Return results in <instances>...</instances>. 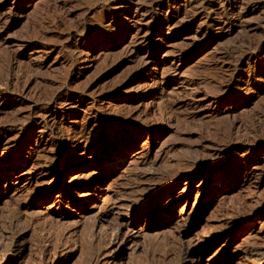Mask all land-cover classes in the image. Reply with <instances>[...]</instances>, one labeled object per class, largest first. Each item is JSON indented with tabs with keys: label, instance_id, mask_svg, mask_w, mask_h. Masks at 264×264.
Here are the masks:
<instances>
[{
	"label": "rangeland",
	"instance_id": "rangeland-1",
	"mask_svg": "<svg viewBox=\"0 0 264 264\" xmlns=\"http://www.w3.org/2000/svg\"><path fill=\"white\" fill-rule=\"evenodd\" d=\"M19 1L0 0V91L16 70L24 71L20 86L28 84L22 105L0 93L8 98L0 112V264H91L107 246L106 228L229 144L260 148L248 157L238 152L212 178L184 180L178 193L185 198L192 183L187 199L168 209L164 197L154 213L141 210L122 227L134 239L109 248L99 264H264V0H238L241 14L252 13L221 31L211 24L231 21L228 9L181 33L193 14L185 4L170 39L138 44L135 58L128 57L134 40L113 18L123 0ZM134 2L146 12L137 22L142 34L155 32L167 0ZM77 28L84 52L99 48L83 66L62 45ZM157 45L156 62L140 70V58ZM178 48L190 52L181 63ZM80 66L84 73L72 81ZM90 87L95 105L55 124L59 150L35 142L34 113L17 115L25 105L42 113L59 92ZM249 157L255 165L231 175Z\"/></svg>",
	"mask_w": 264,
	"mask_h": 264
},
{
	"label": "bare ground",
	"instance_id": "bare-ground-1",
	"mask_svg": "<svg viewBox=\"0 0 264 264\" xmlns=\"http://www.w3.org/2000/svg\"><path fill=\"white\" fill-rule=\"evenodd\" d=\"M30 1L31 0H28V2H30ZM237 2H238V0H167V7H166L167 9L165 11L163 19H161V21L159 23V26H158L159 28L155 32L148 33L149 31H147L146 34H142L143 33V27L141 25H137V22L143 21V18L146 19V12L143 10V8L141 6L134 4L135 3L134 0H123L121 2H118L119 7L117 6V8H116V6H115V9H117V10L115 11V9H114L113 18L116 17L115 21H118V23L122 24L121 27H124V29H126L125 32L128 34V36H131V40H134V41H132L134 43V46L132 48H129V50H128V57L129 58H132V57L135 58L139 54V51L137 50L138 44H141V46L144 47L145 45L151 44V42L153 40L165 41V40L170 39L169 33H170V31L173 30L174 21L177 18V16L182 14L180 9H181V7H185V4L189 8V10H193L192 11L193 14H191L192 18L190 19L188 25L185 26L180 31L181 33L190 32V26L192 24H194V22H196L197 20L199 21V19L204 21V20L208 19L212 13L216 14L221 9L230 10L232 13V19L233 20L231 19V21H229L230 20L229 19L228 21L213 22L211 25H213L214 29H216V30H220V31L223 30L225 28V25L231 24L232 21H234V20L246 19V15L248 16V14H251L252 11L251 12L247 11V13L241 14L242 12L240 13L238 11L239 9L236 7ZM18 3H19V5L23 4V1L21 0ZM184 14H185V12H184ZM228 14H229V12H228ZM218 19H220V18H218ZM113 24L117 28H119V26L116 22H114ZM177 25H179V24L177 23ZM2 30H3V33L7 31L5 28ZM77 31H78V28H77V30L70 31L69 33H67L66 37L62 40L63 41L62 45L64 47H67V48H74L73 52L72 53L70 52L73 55V60L75 62L74 64L76 65V64L81 63L79 65L83 66L86 64V61L88 60V56L90 54L95 53L99 48L94 49V48L89 46L87 51L84 52L82 49V46L86 44V39L84 37L78 35ZM76 49L80 50L79 53H77V54H75L76 51H74ZM45 52H47V51H45ZM160 52H161V46H159V45H157L155 47L154 51H148L147 50V52H145V55H143L140 58V70H144L152 62H156V56ZM174 53L177 56L176 59L179 63H181L183 60H185V56L190 54L189 50L185 49V48L184 49L178 48V50L174 51ZM41 59L43 61L47 60L46 57H43ZM176 59H174V60H176ZM44 65H45V63L41 61V63L40 62L34 63L32 65V67L36 66L37 68H40V67H43ZM81 66L78 69L79 74L76 76V78L72 79V81L77 80L84 73V70L81 69ZM180 66H182V64ZM85 68H88V65ZM17 71L18 70H16V72L13 74L11 73V75L8 77L10 79V81H8L9 84L4 86V88H1L0 93H2V92L7 93V95H8L7 97L11 100L8 104L22 105L23 100L25 98H27V96H28V84H25L22 87L20 86L21 85L20 84L21 83L20 77L24 74V71H23V69L19 71L20 73ZM6 80H8V79H6ZM91 90H92V87L80 90V92L79 91L78 92H72V93H68L67 91H64V93L59 92L51 101L48 102L47 107L45 106L46 109L44 112L36 114L35 113V110H37L36 107H32V106L28 107L27 105H25V107H23V108L21 107L23 110H25V113L20 112V113H17V115H24V114L28 115V109H29L30 113H32V114L34 113V115L36 117L33 119V122L39 128V130H38L39 133L35 135V142L38 144L39 143L45 144L47 142H51L54 145V148L56 150H59L64 146V140H63V138L56 136L54 133L55 124H56L58 118L60 116L64 117L65 115L72 113L75 108L80 107L82 104H84L86 102L90 103L91 105H93L95 102H97V100L95 99L96 95L94 96L95 98L93 97V95L92 96L90 95ZM86 96H89V98H86ZM8 98H6V99H8ZM6 99H4V100L0 99V112L2 111L1 108H3L4 105H6L5 104ZM18 109H16V110L19 111ZM0 125H2V124H0ZM1 130H2V128L0 126V132H1ZM53 134H54V136H53ZM137 135H138V133H137ZM258 148H260V147H258V146L247 147L246 145H241V144H229V145H226L222 148L218 147V149H216L215 151H213V153H211L209 155V157L213 158L212 162L209 161L210 163H208V164H202V163H199V164L196 163L195 165L193 164L194 166L192 165L191 170L188 174H183V175L181 174L178 176L176 175L177 177H175L172 181L169 182V184L166 186L165 190L159 191V192L152 190L150 194L144 195L141 199L142 206L140 207V209L137 212H135L133 214H129L127 216V219L120 221L116 227H114V228L109 227V228H106L104 230V233H105L104 239L107 242V244H105V245H107V246H105L93 258V260L91 259L92 260L91 264H99L102 260L106 259L107 258L106 253H109L107 251L109 248H114V246L121 247L125 243H129L131 240L134 239L133 235H131L129 233H123L122 227L125 224L126 225H129V224L132 225L136 221V219L141 216V210L146 209V210H148V213L150 211H153V213H154L155 206L164 197H166V201H165L166 207L165 206L164 207L167 209H168V207L172 206V204H174V202H176V200L185 199V198L187 199L188 192H190V190L192 188V183L191 184L188 183L190 185L184 191H182L183 196L185 195V198L183 196H182L183 198H181L179 193H178V189L184 180L187 181L188 179L191 178L192 175H197V174H201V173L205 174L204 179L205 178L206 179L212 178L216 174L215 173L216 170H220L224 166L225 167L227 166L226 164L228 163V161L233 160L232 162H234V161L237 162V160L235 158L238 155V152L243 151V153L240 156L241 157H248V155L250 156L251 154H253V152H256L258 150ZM207 155H208V153H207ZM247 162H248L247 164L242 163V166H240V167L238 165L237 167L230 169L231 175L235 174L238 169L242 171L243 169H250V166L255 165V162H253V160H251L250 157L247 158ZM111 250H113V249H111ZM199 250H201V248ZM118 255H121V254H118ZM113 258H114V256L111 255V259H113ZM193 264H200V262L196 261Z\"/></svg>",
	"mask_w": 264,
	"mask_h": 264
}]
</instances>
